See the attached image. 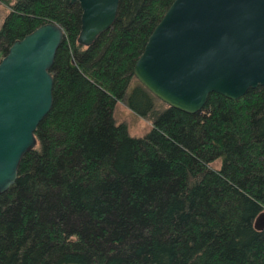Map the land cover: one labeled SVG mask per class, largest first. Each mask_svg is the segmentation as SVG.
I'll use <instances>...</instances> for the list:
<instances>
[{
	"label": "trees",
	"instance_id": "1",
	"mask_svg": "<svg viewBox=\"0 0 264 264\" xmlns=\"http://www.w3.org/2000/svg\"><path fill=\"white\" fill-rule=\"evenodd\" d=\"M171 1L118 0L85 46L77 1L0 0V57L43 22L63 31L51 106L0 193V264H264V84L189 113L132 73ZM117 100L151 119L144 135L114 121Z\"/></svg>",
	"mask_w": 264,
	"mask_h": 264
},
{
	"label": "water",
	"instance_id": "2",
	"mask_svg": "<svg viewBox=\"0 0 264 264\" xmlns=\"http://www.w3.org/2000/svg\"><path fill=\"white\" fill-rule=\"evenodd\" d=\"M80 7L76 41L109 28L118 0H69ZM62 29L52 21L13 40L0 57V193L52 102L49 71ZM136 79L168 106L194 113L211 91L237 98L264 84V0H172L132 66ZM264 227V209L253 218Z\"/></svg>",
	"mask_w": 264,
	"mask_h": 264
},
{
	"label": "rangeland",
	"instance_id": "3",
	"mask_svg": "<svg viewBox=\"0 0 264 264\" xmlns=\"http://www.w3.org/2000/svg\"><path fill=\"white\" fill-rule=\"evenodd\" d=\"M6 8L0 5V12H5ZM133 81L127 87V93L132 88ZM157 110V109H156ZM112 116L116 123L123 122L126 125L127 133L130 136H142L151 127V119L139 115L130 110L123 102L117 100L112 108ZM213 165L218 166V162Z\"/></svg>",
	"mask_w": 264,
	"mask_h": 264
}]
</instances>
